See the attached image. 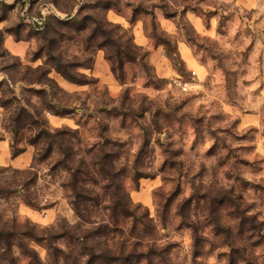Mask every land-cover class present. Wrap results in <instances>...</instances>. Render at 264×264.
<instances>
[{
  "label": "clouds",
  "instance_id": "1",
  "mask_svg": "<svg viewBox=\"0 0 264 264\" xmlns=\"http://www.w3.org/2000/svg\"><path fill=\"white\" fill-rule=\"evenodd\" d=\"M0 264H264V0H0Z\"/></svg>",
  "mask_w": 264,
  "mask_h": 264
}]
</instances>
